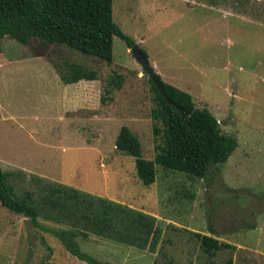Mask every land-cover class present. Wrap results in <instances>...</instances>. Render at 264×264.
Masks as SVG:
<instances>
[{
    "label": "rangeland",
    "instance_id": "rangeland-1",
    "mask_svg": "<svg viewBox=\"0 0 264 264\" xmlns=\"http://www.w3.org/2000/svg\"><path fill=\"white\" fill-rule=\"evenodd\" d=\"M111 16L159 79L189 94L195 108L207 109L236 148L204 178L154 164V182L144 186L133 158L115 150L114 140L126 127L138 139L141 157L153 160L161 125L150 117L147 76L124 42L112 38L107 64L63 45H22L3 37L0 169L16 195H31L42 228L0 206V264H86L51 230L85 234L73 239L77 249L102 264H223L228 258L264 264V0H111ZM68 64L93 71L96 80L84 83L83 108L65 115L51 67L63 71ZM111 79L118 89L107 86ZM73 192L88 195L96 209L105 200L147 216L145 245L89 226V209L67 200ZM115 213L111 225L123 220ZM131 228L118 226V238L131 233L144 240L139 226ZM99 230L109 238L94 234ZM194 234L234 250L209 258Z\"/></svg>",
    "mask_w": 264,
    "mask_h": 264
},
{
    "label": "trees",
    "instance_id": "trees-1",
    "mask_svg": "<svg viewBox=\"0 0 264 264\" xmlns=\"http://www.w3.org/2000/svg\"><path fill=\"white\" fill-rule=\"evenodd\" d=\"M214 1L216 0H211ZM232 1L239 3V0ZM3 37L22 45H27L30 41H37L40 46L63 45L107 64L112 61L113 37L122 40L128 49L134 44L112 21L111 0H0V40ZM140 51L146 58L145 53ZM54 69L63 84L96 80L93 71H86L76 64H68L63 71ZM147 81L151 85L154 102L150 117L161 125V144L154 145L153 160H145L141 157L138 139L126 127H121L114 140L115 150L133 158L136 178L144 186L154 182V164L189 177L204 178L212 167L224 163L231 155L237 145L235 139L220 131L215 118L207 109L195 108L191 96L186 92L162 82V90L168 101L166 103L148 78ZM107 86L118 89L119 82L111 79ZM104 92L110 94L111 89ZM100 101L104 102V99ZM153 133L156 135L157 130L153 129ZM58 192L54 190L51 194ZM74 194L72 197L67 196V200L78 202L77 205L89 209L90 220H86L89 226L115 230L112 234L114 240L130 244L134 241L140 248L145 245L150 232L146 222L149 219L147 216L125 210L105 200H98L96 209L93 208L94 203L88 195ZM42 202L48 205L51 201L45 198ZM83 202L86 204L81 205ZM0 206L15 215L29 219L35 228H42L36 223L40 209L33 202L31 195H16L8 184L7 174L1 169ZM115 212L124 214V217L123 220L118 218L119 224L111 225L110 219L115 217ZM105 217L107 222H100L101 218ZM132 217L135 218L134 222H130ZM116 225L127 229L139 226L140 229H136L139 231L133 232L144 234L145 238L141 240L139 236L132 237L131 233H126V236L122 234L123 238L120 240V231ZM51 232L76 259L86 264H102L77 249L73 239L79 236L85 238V234H79L76 230ZM94 234L109 238V235H105L101 230L94 231ZM194 237L199 242L200 251L209 258L214 257L221 249H233L231 245L219 243L210 236L194 234ZM223 264H231V259H226Z\"/></svg>",
    "mask_w": 264,
    "mask_h": 264
},
{
    "label": "crops",
    "instance_id": "crops-1",
    "mask_svg": "<svg viewBox=\"0 0 264 264\" xmlns=\"http://www.w3.org/2000/svg\"><path fill=\"white\" fill-rule=\"evenodd\" d=\"M51 68L53 72L57 74L55 69L53 67ZM58 80H59V77H58ZM85 82L89 83L92 81H77L71 84H63L59 80V83L63 90V106H64L65 115L71 112H75V111L77 112L79 108H83V104L85 101L84 100L85 92L87 91L85 90V88L87 89V87H85V84H84ZM232 247H233L232 250H234V246ZM231 264H233L232 260H231Z\"/></svg>",
    "mask_w": 264,
    "mask_h": 264
},
{
    "label": "water",
    "instance_id": "water-1",
    "mask_svg": "<svg viewBox=\"0 0 264 264\" xmlns=\"http://www.w3.org/2000/svg\"><path fill=\"white\" fill-rule=\"evenodd\" d=\"M130 53L132 54L135 62L140 67L142 73H144L147 78L150 80L152 86L157 90L160 96L168 103L163 90H162V81L159 77L155 74L153 68L149 65L146 58L141 54L139 47L136 44H133L130 49Z\"/></svg>",
    "mask_w": 264,
    "mask_h": 264
}]
</instances>
